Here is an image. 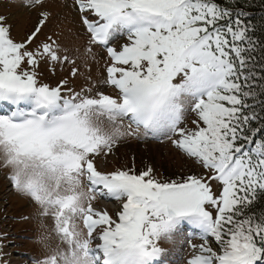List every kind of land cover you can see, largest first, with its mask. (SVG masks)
Segmentation results:
<instances>
[{"label": "snow or ice", "instance_id": "obj_1", "mask_svg": "<svg viewBox=\"0 0 264 264\" xmlns=\"http://www.w3.org/2000/svg\"><path fill=\"white\" fill-rule=\"evenodd\" d=\"M72 6L85 53L108 58L79 89L77 67L55 85L42 71L76 64L40 38L45 0H24L39 18L19 39L0 15V169L35 208L34 264H171L165 244L186 245V264H264V17L252 22L250 0ZM129 138L167 139L196 167L100 170ZM101 199L119 202L115 218Z\"/></svg>", "mask_w": 264, "mask_h": 264}, {"label": "rangeland", "instance_id": "obj_2", "mask_svg": "<svg viewBox=\"0 0 264 264\" xmlns=\"http://www.w3.org/2000/svg\"><path fill=\"white\" fill-rule=\"evenodd\" d=\"M72 3L73 0H45V10L51 13V17L44 28V35L40 38L44 39V36L51 35L61 48L66 50V54L76 60V64L67 65L63 70L57 68L55 75L46 68L42 71L45 72L48 82L55 85L60 79L68 77L72 67H77L78 75L71 82L79 89L81 85L86 86L89 79L97 83L103 81L108 58L100 49L94 50V58L91 54L85 53L88 36L80 24ZM0 15L8 17L13 35L18 39L30 32L39 18L38 10L24 7V0H0ZM133 163L137 170L152 166L163 176L182 174L196 167L167 139L156 141L129 138L118 143L113 153L106 159L97 161L98 168L102 171L130 167ZM96 206L107 209L113 218L120 207L119 202L102 199L96 202ZM34 215V206L27 198L15 192L5 170L0 169V262L2 264H34L44 255L45 250L38 243L40 235L38 222L35 219H25ZM52 228V222L47 221V229L51 234L48 243L51 247H55L58 239ZM193 242L199 243L196 240ZM164 247L171 251L169 257L171 264H186V260L190 258L191 250L186 245L182 249L179 244L175 246L165 244Z\"/></svg>", "mask_w": 264, "mask_h": 264}, {"label": "trees", "instance_id": "obj_3", "mask_svg": "<svg viewBox=\"0 0 264 264\" xmlns=\"http://www.w3.org/2000/svg\"><path fill=\"white\" fill-rule=\"evenodd\" d=\"M251 7L247 10L253 23L259 25L264 17V0H250ZM257 37L264 38V33L257 31Z\"/></svg>", "mask_w": 264, "mask_h": 264}]
</instances>
